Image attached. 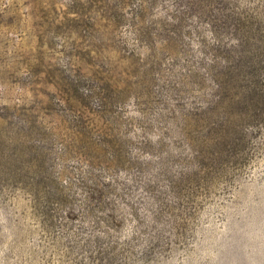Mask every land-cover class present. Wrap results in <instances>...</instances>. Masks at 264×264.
I'll return each mask as SVG.
<instances>
[{
    "label": "rangeland",
    "instance_id": "374dc122",
    "mask_svg": "<svg viewBox=\"0 0 264 264\" xmlns=\"http://www.w3.org/2000/svg\"><path fill=\"white\" fill-rule=\"evenodd\" d=\"M0 264H264V0H0Z\"/></svg>",
    "mask_w": 264,
    "mask_h": 264
}]
</instances>
